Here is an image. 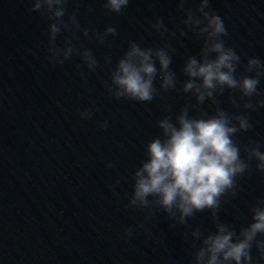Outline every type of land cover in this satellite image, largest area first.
<instances>
[{
	"label": "water",
	"instance_id": "water-1",
	"mask_svg": "<svg viewBox=\"0 0 264 264\" xmlns=\"http://www.w3.org/2000/svg\"><path fill=\"white\" fill-rule=\"evenodd\" d=\"M0 264H264V0H0Z\"/></svg>",
	"mask_w": 264,
	"mask_h": 264
}]
</instances>
